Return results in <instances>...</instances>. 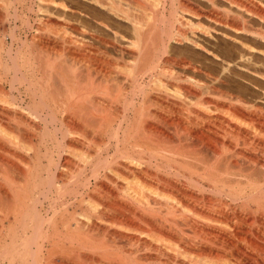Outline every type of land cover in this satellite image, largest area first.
I'll list each match as a JSON object with an SVG mask.
<instances>
[{
    "label": "bare ground",
    "instance_id": "6f19581e",
    "mask_svg": "<svg viewBox=\"0 0 264 264\" xmlns=\"http://www.w3.org/2000/svg\"><path fill=\"white\" fill-rule=\"evenodd\" d=\"M86 1L0 0V264H264V104L169 50L264 0Z\"/></svg>",
    "mask_w": 264,
    "mask_h": 264
},
{
    "label": "rangeland",
    "instance_id": "374dc122",
    "mask_svg": "<svg viewBox=\"0 0 264 264\" xmlns=\"http://www.w3.org/2000/svg\"><path fill=\"white\" fill-rule=\"evenodd\" d=\"M192 1L197 2L198 4L201 3L200 5L204 7L208 6L206 0H192ZM65 2L74 6V8L77 9L78 11L81 10V11H84V13L87 12L86 14H80L76 10L75 13L74 12L70 13V16L73 19L81 21L89 27L94 28L95 26L96 29L101 28L99 25L91 21V17L89 16L90 14L88 15V13H92L93 9H92V6L86 0H65ZM218 3H219V8H220L219 10H224V8L227 6L224 0H218ZM237 11L238 13L239 12L242 13L241 10H237ZM244 17L248 20V22L252 25V27L260 28L259 26L264 25V23L255 15L244 13ZM200 20H202L204 24L212 23V22L206 21V19H203V18H201ZM212 24L213 26L215 25V30H212L213 32L211 33L212 35L209 34L210 35L209 36L205 33H201V36H203V38L207 40L209 45L215 47L216 53L218 54L219 58H217L216 55H213L206 51L204 52L202 50H197L198 52H196V50L192 49L191 47L189 49V46L187 45L188 46L187 47L185 43H181V44L178 43L179 45L177 43H172L173 46L171 45L172 47L170 46L169 48L170 52L177 56H180L183 54L185 56L187 55V57L190 59H197L201 61L202 64H204V67L206 69H208L212 73L221 75L223 78L227 80L228 85L225 88L229 89L233 94L235 95L239 94L244 99L250 102L257 100L258 102L260 103L263 102L264 104V77L256 73L258 71L264 72V56L261 55L260 51L259 52L258 51L248 52L247 55H248V58L250 57L249 58L250 60H246L247 61L246 64L249 67L244 68L243 65L245 61L244 60L242 61L240 59L241 53L243 54L244 52H243V49L239 48L240 47L239 43L235 41L233 38H231L230 36H227V35L225 36L223 32L226 28H224L222 25H218V24L216 25V23L215 24L212 23ZM261 27H264V26H261ZM8 28L10 29V25H6L5 27L6 31L9 30ZM229 34L232 35L233 33L229 32ZM253 45L259 48L258 45L256 44H253ZM221 58L228 60V61L229 60L232 61L231 69H228L225 71L222 69L223 60Z\"/></svg>",
    "mask_w": 264,
    "mask_h": 264
}]
</instances>
